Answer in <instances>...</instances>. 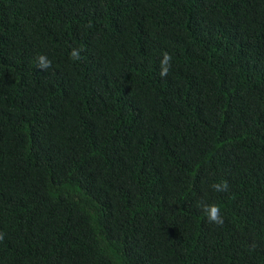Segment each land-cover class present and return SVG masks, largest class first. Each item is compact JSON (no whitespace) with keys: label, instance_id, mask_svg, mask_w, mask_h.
Instances as JSON below:
<instances>
[{"label":"trees","instance_id":"obj_1","mask_svg":"<svg viewBox=\"0 0 264 264\" xmlns=\"http://www.w3.org/2000/svg\"><path fill=\"white\" fill-rule=\"evenodd\" d=\"M0 234V264H264V0H0Z\"/></svg>","mask_w":264,"mask_h":264},{"label":"clouds","instance_id":"obj_2","mask_svg":"<svg viewBox=\"0 0 264 264\" xmlns=\"http://www.w3.org/2000/svg\"><path fill=\"white\" fill-rule=\"evenodd\" d=\"M80 49L73 48L70 56L73 60H79L80 59ZM172 60V57L170 54L165 52L163 54V59L161 60V71L159 75L161 77H166L168 75L169 69H170V62ZM37 67L40 68L41 70H47L48 68L51 67V61L45 56V55H40L37 58ZM212 188L216 192H226L229 188V185L227 182H222V183H214L212 185ZM202 210L204 214L206 215L208 221L210 223H215L217 225H223L224 219L221 215V208L216 205V204H203L201 205ZM3 234H0V240H3Z\"/></svg>","mask_w":264,"mask_h":264}]
</instances>
